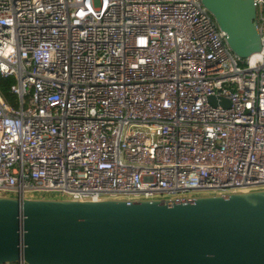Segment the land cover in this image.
I'll use <instances>...</instances> for the list:
<instances>
[{"label": "built area", "instance_id": "2783aa9c", "mask_svg": "<svg viewBox=\"0 0 264 264\" xmlns=\"http://www.w3.org/2000/svg\"><path fill=\"white\" fill-rule=\"evenodd\" d=\"M261 50L201 0H0V196L176 200L264 188ZM6 264H26L23 261Z\"/></svg>", "mask_w": 264, "mask_h": 264}, {"label": "water", "instance_id": "95a60500", "mask_svg": "<svg viewBox=\"0 0 264 264\" xmlns=\"http://www.w3.org/2000/svg\"><path fill=\"white\" fill-rule=\"evenodd\" d=\"M239 59L261 50L254 0H201ZM264 264V188L183 199L0 196V264Z\"/></svg>", "mask_w": 264, "mask_h": 264}, {"label": "trees", "instance_id": "16d2710c", "mask_svg": "<svg viewBox=\"0 0 264 264\" xmlns=\"http://www.w3.org/2000/svg\"><path fill=\"white\" fill-rule=\"evenodd\" d=\"M12 84H13L12 79H1L0 78V93L2 94L4 98L13 102L14 98L9 93V88Z\"/></svg>", "mask_w": 264, "mask_h": 264}, {"label": "rangeland", "instance_id": "374dc122", "mask_svg": "<svg viewBox=\"0 0 264 264\" xmlns=\"http://www.w3.org/2000/svg\"><path fill=\"white\" fill-rule=\"evenodd\" d=\"M5 196H11L14 197L16 194L15 193H6L3 194ZM27 197H33V198H59L58 193H40V192H34L32 194H28Z\"/></svg>", "mask_w": 264, "mask_h": 264}, {"label": "bare ground", "instance_id": "6f19581e", "mask_svg": "<svg viewBox=\"0 0 264 264\" xmlns=\"http://www.w3.org/2000/svg\"><path fill=\"white\" fill-rule=\"evenodd\" d=\"M255 57H256V55H253L251 58H253V59H254Z\"/></svg>", "mask_w": 264, "mask_h": 264}]
</instances>
